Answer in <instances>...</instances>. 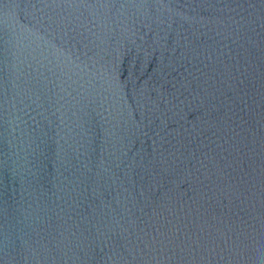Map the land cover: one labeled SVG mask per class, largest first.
Returning a JSON list of instances; mask_svg holds the SVG:
<instances>
[{
    "label": "water",
    "instance_id": "water-1",
    "mask_svg": "<svg viewBox=\"0 0 264 264\" xmlns=\"http://www.w3.org/2000/svg\"><path fill=\"white\" fill-rule=\"evenodd\" d=\"M0 264H264V0H0Z\"/></svg>",
    "mask_w": 264,
    "mask_h": 264
}]
</instances>
